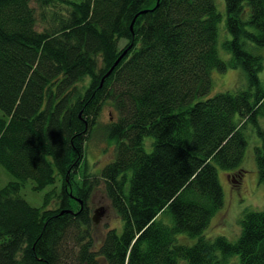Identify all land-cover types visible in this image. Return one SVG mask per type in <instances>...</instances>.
Returning <instances> with one entry per match:
<instances>
[{
    "label": "trees",
    "instance_id": "16d2710c",
    "mask_svg": "<svg viewBox=\"0 0 264 264\" xmlns=\"http://www.w3.org/2000/svg\"><path fill=\"white\" fill-rule=\"evenodd\" d=\"M34 2L38 15L31 0H0V166L14 178L0 188V264H264V211L243 213L235 242L201 236L223 204L217 171L237 172L248 124L264 184L263 63L245 47L264 48V0H225L228 61L214 0ZM237 68L246 89L202 99L213 69ZM106 102L117 112L105 126L113 160L78 185ZM57 177L54 208L50 194L41 208L20 197L28 180L41 191ZM98 181L121 230L96 249L87 197ZM179 234L199 239L185 246Z\"/></svg>",
    "mask_w": 264,
    "mask_h": 264
},
{
    "label": "rangeland",
    "instance_id": "374dc122",
    "mask_svg": "<svg viewBox=\"0 0 264 264\" xmlns=\"http://www.w3.org/2000/svg\"><path fill=\"white\" fill-rule=\"evenodd\" d=\"M217 12L221 16V21L218 24L217 52L222 61H228L231 56L223 49V42L231 40V35L225 31L224 21L226 16L225 0H214ZM31 6L39 14L34 0H31ZM38 25L36 29L42 30L39 18L37 16ZM125 42H122V47ZM248 51L257 53L262 57L263 68L258 73L261 83L264 82V48H259L251 43L246 42ZM212 87L207 96L202 99L212 97L218 93L238 92L246 89L247 80L244 71L240 68L227 69L225 72H219L216 69L211 71ZM0 110V117H3ZM117 119V112L113 109L109 102L102 105L99 115L96 118L95 128L90 132L86 145L84 146V155L81 159L79 168L74 175L76 184H80L83 177L95 176L100 173L102 168L113 160L114 144L110 143L105 135V126L111 121ZM258 125L264 128V117L259 118ZM247 138V146L244 151L242 162L235 173H227L218 169V180L223 193V204L221 208L214 213L209 225L202 233V238L206 241H213L217 237H224L230 242H235L240 234V220L245 212L264 211V184L259 183L257 167L255 162V148L261 145L260 139L256 135L255 127L248 124L244 130ZM151 138H144V150L146 153L151 152ZM14 181V178L0 166V188L7 183ZM33 182L28 180L20 189L19 195L29 205L35 208H41L44 204V197L50 194L48 208L55 207L54 193L60 189V178L57 177L54 184L46 186L41 191L33 190ZM87 207L89 216L92 217L95 211L98 210L99 222L95 226L91 225V234L94 240L95 248H99L105 234L110 230H121V220L116 212L112 209L105 195L104 185L102 182L96 183L93 186L87 197ZM160 220L165 225H171L172 221L168 215H161ZM177 243L185 246H193L198 237L190 238L184 234L176 236ZM237 256L229 260V264H238ZM181 264V262H180Z\"/></svg>",
    "mask_w": 264,
    "mask_h": 264
},
{
    "label": "water",
    "instance_id": "95a60500",
    "mask_svg": "<svg viewBox=\"0 0 264 264\" xmlns=\"http://www.w3.org/2000/svg\"><path fill=\"white\" fill-rule=\"evenodd\" d=\"M132 25H133V21H132V23H131V25H130V29L132 28ZM122 55H123V54H122ZM121 57H122V56H121ZM121 57H120V58H121ZM120 58H119V59H120ZM119 59L115 62V64L109 69V71H108V72L104 75V77L101 79L100 85L103 83L104 79H105L106 77H108L109 74L112 72L114 66L118 63ZM91 220H92V223H93L95 226L98 224V222H99V213H98V210L95 211V213H94V215L92 216Z\"/></svg>",
    "mask_w": 264,
    "mask_h": 264
}]
</instances>
